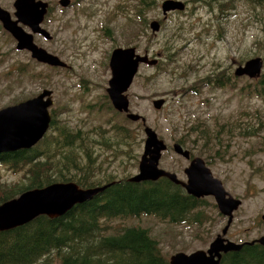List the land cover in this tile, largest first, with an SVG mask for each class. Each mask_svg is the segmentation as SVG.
Returning <instances> with one entry per match:
<instances>
[{"label": "rangeland", "instance_id": "374dc122", "mask_svg": "<svg viewBox=\"0 0 264 264\" xmlns=\"http://www.w3.org/2000/svg\"><path fill=\"white\" fill-rule=\"evenodd\" d=\"M42 1L51 10L40 25L51 38L34 34V42L68 67L37 62L28 51L17 50L16 39L2 28L0 108L51 89L50 112L63 108L58 120L91 137L88 146L95 163H88V174L132 176L138 173L144 124L128 118L129 143H115L112 125L124 119L108 107L109 59L118 47H134L136 54L159 58L158 66L140 65L127 90L130 111L142 115L168 146L159 166L185 179L188 160L173 150V144L183 141V147L203 158L224 188L242 201L225 237L241 242L264 235V101L247 93L246 85L254 86L257 76L235 75L237 68L254 58H260V73L264 71V9L249 0H232V7L226 8L208 6L204 0H180L185 3L183 10L164 15L163 0H156L157 5L139 17L138 0H68L66 5L60 0ZM13 2L0 0V7L15 17ZM220 2L223 6L227 0ZM155 21L157 31L149 28ZM19 65L24 72H18ZM159 99L165 101L156 109L153 100ZM81 159L85 161V156ZM25 184L21 173L15 175L0 166V194ZM207 199L214 203L211 196ZM204 210L206 220L201 225L171 224L153 215L128 218L123 224L146 228L169 258L177 252L205 250L221 232L226 217L217 206Z\"/></svg>", "mask_w": 264, "mask_h": 264}, {"label": "trees", "instance_id": "16d2710c", "mask_svg": "<svg viewBox=\"0 0 264 264\" xmlns=\"http://www.w3.org/2000/svg\"><path fill=\"white\" fill-rule=\"evenodd\" d=\"M231 1L227 0L222 6L220 0H204L208 6L214 4L223 8L232 7ZM249 1L264 9V0ZM156 5V0H138L136 12L140 17L146 9ZM0 30L4 32L2 26ZM165 48L169 51L168 45ZM159 63L160 60L157 66ZM17 70L25 71L23 65L17 66ZM216 84L221 86L222 82L217 80ZM253 85H246L247 93L253 92L264 101V71ZM110 104L108 101L113 113L123 115L124 119L112 125L114 141L118 146H126L131 136L125 123L129 119ZM61 109L56 112L52 109L48 131L32 147L0 153V166L15 175L21 173L27 180L23 186L2 191L0 203L26 189L41 188L53 182L73 181L82 188L108 185L62 215L39 214L12 229L0 231V264H170L159 241L146 228L126 226L123 222L153 215L171 224L201 225L206 220L205 207L215 205L207 197L187 194L180 184L166 177L138 182L129 180L130 176L117 179L96 173L91 177L87 171L88 163H95L93 149L88 146L91 137L84 134L83 129L59 121ZM137 123H141L140 120ZM179 143L183 145V141ZM103 144L108 145V142ZM133 158L137 160L134 154ZM220 264H264V246L257 241L243 243L239 249L223 253Z\"/></svg>", "mask_w": 264, "mask_h": 264}, {"label": "water", "instance_id": "95a60500", "mask_svg": "<svg viewBox=\"0 0 264 264\" xmlns=\"http://www.w3.org/2000/svg\"><path fill=\"white\" fill-rule=\"evenodd\" d=\"M68 0H60L66 5ZM15 11L11 13L0 7V22L14 39L16 49L26 50L32 59L49 66L66 67L67 64L58 56L49 53L45 48L34 42V34H39L49 40L51 34L41 23L48 11V2L42 0H14ZM160 8L164 15L175 10H183L185 3L180 0H163ZM151 29L157 31L159 22L151 23ZM28 27L26 30L24 26ZM156 58L147 54H136L134 47H118L113 50L109 59L111 77L106 88L107 95L114 109L125 112L132 121L141 120L144 124L143 151L138 162V173L129 177L131 181L156 180L166 177L176 184L182 185L188 194L195 197L213 196L219 211L228 217L227 224L221 233L209 243L206 250L198 249L190 254L177 252L169 257L170 264H220L221 255L241 247V243L233 242L224 237L232 221L233 211L241 201L227 194L222 182L214 177L204 160L199 156L190 158V152L180 144H173L176 154L189 159L184 168L186 181L177 177L174 172L158 166L161 152L167 148L157 132L145 124V118L130 111L127 90L141 64H157ZM262 61L254 58L237 68L235 75L250 77L260 74ZM164 99L153 100L156 109L161 108ZM53 104L52 90L44 88L36 96L24 99L12 105L0 108V153L27 149L36 144L50 126L51 113L49 107ZM199 184V185H198ZM108 184L81 188L75 182H53L41 188L27 189L18 196L0 204V231L12 229L33 219L39 214L56 217L64 214L74 204L93 198ZM264 219V215L262 216ZM264 246V235L256 239Z\"/></svg>", "mask_w": 264, "mask_h": 264}, {"label": "flooded vegetation", "instance_id": "af4514ba", "mask_svg": "<svg viewBox=\"0 0 264 264\" xmlns=\"http://www.w3.org/2000/svg\"><path fill=\"white\" fill-rule=\"evenodd\" d=\"M215 77H216V76H215V74H214V76H213L212 78H210V79H212V83H213V82H216V78H215ZM210 79H209V80H210ZM251 240H254V239H251Z\"/></svg>", "mask_w": 264, "mask_h": 264}]
</instances>
